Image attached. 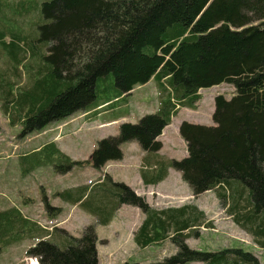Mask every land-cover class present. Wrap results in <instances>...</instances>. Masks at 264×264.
Segmentation results:
<instances>
[{
  "label": "trees",
  "instance_id": "obj_1",
  "mask_svg": "<svg viewBox=\"0 0 264 264\" xmlns=\"http://www.w3.org/2000/svg\"><path fill=\"white\" fill-rule=\"evenodd\" d=\"M5 1H0V12L3 3L10 4ZM12 10L35 16L28 8L26 14ZM40 12L42 18L31 22V31L17 21L0 30V44L12 60L20 63L21 50L39 59L32 64L30 87L15 94L11 84L0 93L3 110L10 115L12 103L24 135L80 110H105L151 79L163 96L157 111L136 123L123 122L117 135L100 139L87 160L73 159L55 141L33 154L46 153L45 163L57 173H67L75 165L100 170L109 161L122 159L124 142L136 141L144 151L157 153L163 147L160 136L180 107L195 109L202 88L230 84L235 90L230 98L223 94L214 98V125L183 121L179 132L188 154L161 164L144 182H161L169 168L180 171L194 195L215 191L233 221L264 248V0H46ZM36 42L46 44L49 54H42ZM110 73L116 93L97 104L102 97L100 81ZM10 121L16 123L14 118ZM98 183L110 188L97 190ZM77 190L78 195L72 188L63 195L73 204L90 201L86 210L99 216L102 224L109 223L124 204L145 213L135 234L140 246L171 239L176 253L146 264H263L243 248L190 247L186 240L199 236V227H213L211 221L202 224L205 212L195 204L155 208L146 196L108 173ZM46 207L53 208L47 202ZM24 223L28 218L15 207L0 210V231L9 234L24 228ZM43 238L27 250L41 264H99L93 224L62 245ZM2 248L0 243V252Z\"/></svg>",
  "mask_w": 264,
  "mask_h": 264
},
{
  "label": "rangeland",
  "instance_id": "obj_2",
  "mask_svg": "<svg viewBox=\"0 0 264 264\" xmlns=\"http://www.w3.org/2000/svg\"><path fill=\"white\" fill-rule=\"evenodd\" d=\"M8 1L9 6L4 5L5 3L1 5L0 16H3L4 22H0V30L4 28L6 30L7 24L17 21L25 23L24 30L31 31V22L41 20V4L46 0ZM25 8L34 10L35 16L28 17L33 15L31 13L26 16L18 15L12 10L22 9V14H26ZM38 31L36 27L35 33ZM36 46L42 54H49L46 44L36 42ZM18 57L20 63L12 60L0 44V93H5L11 84L14 86L15 94L20 88L27 89L31 86L35 72L32 64L37 63L39 59L22 50L19 51ZM114 80V75L110 73L100 81L98 88L102 97L97 104L116 93ZM156 82L153 79L148 85L136 89L135 94L131 93L105 110L94 109L89 112L80 110L69 117L49 123L43 130L27 135L23 134L24 127L18 113L11 107L12 103L8 104L10 111L8 115L0 102V210L15 207L32 224L24 223V228L11 230L9 234L0 231V243L3 246L0 264H31V258L41 264L37 257L27 254V250L41 238L50 233L51 237L46 236L43 239L62 245L69 236H81L85 227L90 224L95 226L98 234L99 264L126 262L146 264L161 261L176 253L177 248L171 239L146 247L136 243L135 234L146 217L138 207L124 204L114 213L109 223L102 224L99 216L86 210L90 206V201L82 206L83 204H73L63 195L64 191L70 188L74 190L73 195H78L79 186L93 184L104 173L112 176L114 181H124L130 185L138 193L146 196L148 202L155 208L195 204L199 210H205L202 224L211 221L213 227H208L210 226L208 224L199 227L200 235H194L186 240L190 247L210 251L243 248L257 255L264 264V248L259 247L253 237L233 221L222 207L215 191L194 195L182 173L174 168H169L170 175L159 184L144 182L145 177L157 172L154 165L160 168L161 164L167 163L170 159H182L188 154L186 142L179 132L183 121L214 125L212 119L215 109L214 98L218 94L230 98L235 91L230 84L222 83L202 88L201 99L198 101L200 105L197 108L182 109L172 117L171 124L162 135L163 147L157 153L144 151L136 141L124 142L121 148L125 156L120 160L109 161L108 166L105 165L107 168L104 166L98 170L92 165H75L67 173H57L51 163H45L49 162L46 153L33 154L34 150L44 143L55 141L59 148L73 159L91 158L98 141L109 135H117L121 123H136L143 115L157 111L161 101L158 92L160 97L163 94L157 88ZM105 105L107 104L100 107ZM10 118H14L16 123L13 124ZM111 120L116 122L107 124ZM39 160L44 162L39 163ZM100 184H96L94 188L98 187L97 190L110 188L108 183ZM46 202L54 209H47Z\"/></svg>",
  "mask_w": 264,
  "mask_h": 264
},
{
  "label": "crops",
  "instance_id": "obj_3",
  "mask_svg": "<svg viewBox=\"0 0 264 264\" xmlns=\"http://www.w3.org/2000/svg\"><path fill=\"white\" fill-rule=\"evenodd\" d=\"M153 81V79H151L148 83H146V84H143V85H138V86H136L135 88H134V90L132 91V93H134L135 94V91H136V89H138L139 87H141V86H145V85H148L149 83H151ZM200 91H202V89L200 90ZM134 94H132V95H134ZM158 96H159V98H160V100H161V97H160V94H159V92H158ZM200 104H199V102L197 103V107L199 106ZM196 107V108H197ZM182 109H188V107H180L179 109H178V112H177V114L182 110ZM173 119V118H172ZM113 122H116V120H111V121H109V122H107V124H110V123H113ZM170 125V124H169ZM169 125H167L166 127H165V129H164V131H163V133L166 131V129H167V127L169 126ZM163 135V134H162ZM162 135L160 136V139L162 140ZM162 142H163V140H162ZM124 156H125V153H124ZM123 159V158H122ZM107 166H108V164H106ZM107 166H105L106 168H107ZM155 166V169H157V165H154ZM168 176L170 175V173H171V170L169 169L168 170ZM168 176H166L165 177V179L164 180H162L161 182H163V181H165L167 178H168ZM160 183V182H159ZM158 183V184H159ZM200 209V208H199ZM203 211H205V210H203ZM141 224V223H140ZM139 227H140V225H139ZM138 227V228H139ZM170 238H168V239H166V240H164V241H162V242H159V243H164V242H166V241H168Z\"/></svg>",
  "mask_w": 264,
  "mask_h": 264
},
{
  "label": "bare ground",
  "instance_id": "obj_4",
  "mask_svg": "<svg viewBox=\"0 0 264 264\" xmlns=\"http://www.w3.org/2000/svg\"><path fill=\"white\" fill-rule=\"evenodd\" d=\"M31 264H39L36 259L31 258L30 259Z\"/></svg>",
  "mask_w": 264,
  "mask_h": 264
}]
</instances>
